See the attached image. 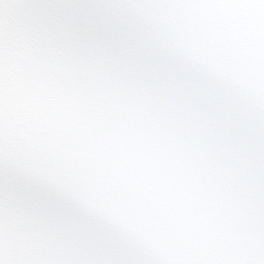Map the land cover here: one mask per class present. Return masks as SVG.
Instances as JSON below:
<instances>
[{
    "label": "clouds",
    "instance_id": "obj_1",
    "mask_svg": "<svg viewBox=\"0 0 264 264\" xmlns=\"http://www.w3.org/2000/svg\"><path fill=\"white\" fill-rule=\"evenodd\" d=\"M0 264H264V0H0Z\"/></svg>",
    "mask_w": 264,
    "mask_h": 264
}]
</instances>
